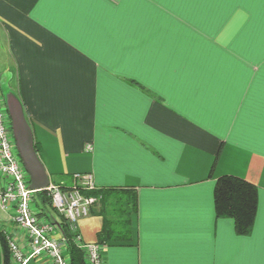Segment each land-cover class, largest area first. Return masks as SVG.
<instances>
[{"label": "crops", "instance_id": "0c3cea01", "mask_svg": "<svg viewBox=\"0 0 264 264\" xmlns=\"http://www.w3.org/2000/svg\"><path fill=\"white\" fill-rule=\"evenodd\" d=\"M3 87L49 183L110 190L77 221L85 259L96 245L100 264H264V0H0ZM221 175L257 186L247 236L214 215Z\"/></svg>", "mask_w": 264, "mask_h": 264}, {"label": "built area", "instance_id": "2783aa9c", "mask_svg": "<svg viewBox=\"0 0 264 264\" xmlns=\"http://www.w3.org/2000/svg\"><path fill=\"white\" fill-rule=\"evenodd\" d=\"M73 178L66 187L53 183L41 190L28 187L27 174L12 137L10 119L0 97V208L11 212L16 231L26 238L28 246V251L24 252L20 240L6 234L12 264H29L33 258L43 259L47 264H69L68 256L52 235V225L37 217L33 198L37 192L44 191L54 211L63 217L70 230L76 231L78 219L89 214L98 196L89 193L95 188L90 174H77ZM75 240L79 242L78 234ZM87 247L86 263L100 264L97 246Z\"/></svg>", "mask_w": 264, "mask_h": 264}, {"label": "trees", "instance_id": "16d2710c", "mask_svg": "<svg viewBox=\"0 0 264 264\" xmlns=\"http://www.w3.org/2000/svg\"><path fill=\"white\" fill-rule=\"evenodd\" d=\"M128 82L136 85L141 90L146 91L138 83L134 81ZM63 186L66 187L65 185ZM108 192H110V190L103 188H94L89 191V193L98 196L99 199L103 198ZM35 195L38 196V199L42 204L37 207L38 211L41 213H43V211H47L46 213L49 212V214H51L48 209L51 208V211H53L60 218V222L57 224L63 238V244L67 251L69 264H87L81 244L75 240V236L77 234L76 231L70 230L63 217L54 211L50 204V200L44 191H39ZM213 206L216 218L231 219L234 224L235 233L237 235L247 236L252 231V226L256 216L257 186L245 179L233 175H221L214 183ZM36 215H39L38 212ZM97 235L96 244L100 245L104 241L103 237L105 240L110 237V229L104 227ZM9 258L10 252L5 241V236L0 231V264H9Z\"/></svg>", "mask_w": 264, "mask_h": 264}, {"label": "water", "instance_id": "95a60500", "mask_svg": "<svg viewBox=\"0 0 264 264\" xmlns=\"http://www.w3.org/2000/svg\"><path fill=\"white\" fill-rule=\"evenodd\" d=\"M4 105L10 119V128L21 164L28 176V187L41 190L48 183V177L37 158L30 127L24 117L22 106L13 93H7Z\"/></svg>", "mask_w": 264, "mask_h": 264}, {"label": "rangeland", "instance_id": "374dc122", "mask_svg": "<svg viewBox=\"0 0 264 264\" xmlns=\"http://www.w3.org/2000/svg\"><path fill=\"white\" fill-rule=\"evenodd\" d=\"M8 92V90L5 88V87H3V89L1 90V92H0V94H1V96H3L5 93H7ZM11 93V92H10ZM3 99V98H2ZM7 209H2V208H0V218L3 220V221H8L9 220V215H8V213H7ZM0 231L2 232V234L5 236V241H6V244H7V235H6V232H5V230H3V229H0Z\"/></svg>", "mask_w": 264, "mask_h": 264}]
</instances>
